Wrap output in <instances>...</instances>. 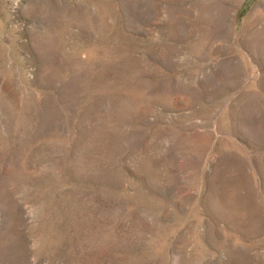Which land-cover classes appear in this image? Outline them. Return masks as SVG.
Masks as SVG:
<instances>
[{
    "label": "rangeland",
    "instance_id": "obj_1",
    "mask_svg": "<svg viewBox=\"0 0 264 264\" xmlns=\"http://www.w3.org/2000/svg\"><path fill=\"white\" fill-rule=\"evenodd\" d=\"M0 264H264V0H0Z\"/></svg>",
    "mask_w": 264,
    "mask_h": 264
}]
</instances>
